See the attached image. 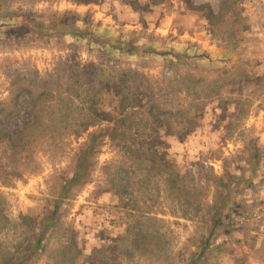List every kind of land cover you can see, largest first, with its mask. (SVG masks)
Wrapping results in <instances>:
<instances>
[{"label":"rangeland","instance_id":"rangeland-1","mask_svg":"<svg viewBox=\"0 0 264 264\" xmlns=\"http://www.w3.org/2000/svg\"><path fill=\"white\" fill-rule=\"evenodd\" d=\"M115 88L144 141L163 122L152 179L107 138L64 192L85 139L17 168L0 152V264H264V0H0L2 125L51 113L22 102L29 90L39 106L70 94L74 118L91 99L117 118Z\"/></svg>","mask_w":264,"mask_h":264},{"label":"trees","instance_id":"trees-1","mask_svg":"<svg viewBox=\"0 0 264 264\" xmlns=\"http://www.w3.org/2000/svg\"><path fill=\"white\" fill-rule=\"evenodd\" d=\"M59 25L64 28L61 34L65 36L71 35L82 38L84 34L87 33L84 30H80L76 23L64 22ZM72 89V87H68L65 94L71 92ZM80 89L81 86L79 87V92ZM23 91L25 92L26 90ZM60 91L61 89L58 91L50 90L49 94H51L52 100L48 104L42 106H39L38 98L35 97L34 92L31 90L27 91L29 96H27V100L22 101L23 103H29L31 109L38 108V110H48L51 111V113L42 116L34 115L30 119L25 118L21 129H18L15 133L9 127V123H12L16 118L12 117L10 119V117H4V119L7 120L6 124L2 125L0 122V152L3 155V157H1L2 161L12 165L13 168H17L31 161L32 152H30V150L36 151L38 148H44L46 145H52L55 146L56 149H60L67 138L76 137V140L85 139L78 147L73 177L62 188L64 192L67 190L69 184L72 185L82 181L84 178H88L93 166L94 156L98 154L100 148L106 143L104 140L107 138L110 139L113 145H116L123 151L126 162H138L141 169H143L141 173L143 177L152 179L150 176L152 172H154V169L148 164L151 158L146 157L145 154L149 153L152 147H156L157 150H160L164 145L162 137L159 136V130L163 126V122L158 121V119L153 120V122H147L155 127L156 133V136L147 142L144 141V139L148 137L139 133L140 131H136L135 133L132 131V124L130 121L133 113L129 115L127 112V110L132 111V109L126 107L125 98L121 97L123 93L122 88L114 89L115 96L120 97L121 100L118 101V106L115 107L113 114L118 112L120 116L106 119L102 116L100 117L99 113H97L98 109L95 107L98 108V103L95 99L83 101V103H89V107L86 109L92 112L91 116L71 117L69 111L73 109L72 103L74 104V101L70 100L72 99L70 94L68 97L61 99ZM99 92L102 93V89H100ZM141 105L139 101H136L134 107L133 105L131 107L142 109L144 116L150 115V112L145 113V108ZM61 111L64 113H57ZM148 118L150 117L148 116ZM4 119L2 118L1 121H5ZM104 123H107L106 127H103ZM147 123L145 120L141 121V124L145 126H147ZM90 130H92V132H90ZM188 134L190 135L189 131H184L178 138L181 139ZM122 167L123 166L118 168V173L125 177L129 176V169L133 170V167ZM115 179H112L110 182L113 183ZM123 184L121 192H125V189L128 190L129 183L124 182ZM226 188H228V186ZM220 209H222V204L221 207H218V210ZM58 211L59 205L55 207L51 220H49L50 225L42 229V234L38 240V247L43 241V233L49 231L54 226V220L55 217L58 216Z\"/></svg>","mask_w":264,"mask_h":264},{"label":"crops","instance_id":"crops-1","mask_svg":"<svg viewBox=\"0 0 264 264\" xmlns=\"http://www.w3.org/2000/svg\"><path fill=\"white\" fill-rule=\"evenodd\" d=\"M263 244H264V242H262V245H263ZM259 246H261L260 243H259L258 247H259ZM258 258L260 259V256H259ZM249 259L251 260V258H249ZM252 263H254V261H253ZM255 264H256V263H255ZM260 264H261V262H260Z\"/></svg>","mask_w":264,"mask_h":264}]
</instances>
